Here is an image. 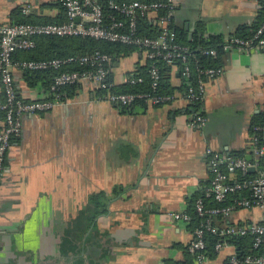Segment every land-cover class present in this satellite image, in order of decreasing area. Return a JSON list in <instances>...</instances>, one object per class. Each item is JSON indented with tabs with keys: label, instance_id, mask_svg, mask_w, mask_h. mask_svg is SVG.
Listing matches in <instances>:
<instances>
[{
	"label": "crops",
	"instance_id": "obj_1",
	"mask_svg": "<svg viewBox=\"0 0 264 264\" xmlns=\"http://www.w3.org/2000/svg\"><path fill=\"white\" fill-rule=\"evenodd\" d=\"M261 1L174 0L173 28L197 51L211 39L236 37L241 26H260ZM21 19L62 23L63 0H0V23ZM146 65L137 49L112 62L115 92L129 91L127 80ZM219 67L222 75L205 84L207 123L200 130L188 126L192 109L178 65L169 66L174 101L167 105L122 110L82 82L52 111L24 116L0 183V264H196L187 252L192 230L170 214L187 213L209 185L206 149L247 150L251 125L264 113V52L223 51ZM12 74L24 101L49 98L45 82ZM262 218L257 209L236 210L212 222L224 228ZM234 252L226 243L206 264H227Z\"/></svg>",
	"mask_w": 264,
	"mask_h": 264
},
{
	"label": "built area",
	"instance_id": "obj_2",
	"mask_svg": "<svg viewBox=\"0 0 264 264\" xmlns=\"http://www.w3.org/2000/svg\"><path fill=\"white\" fill-rule=\"evenodd\" d=\"M65 21L54 24L0 23V84L3 98L0 101V113L4 116V127L0 130V183L5 175V161L11 143L18 140L22 133V118L48 113L61 105V91L82 82H91L102 93L99 100L112 104L119 109L128 110L141 106H162L174 101V95L158 93L160 73L155 61L167 66L178 65L180 77L185 84L184 99L192 109L188 126L200 130L207 123L203 114L205 84L220 77L222 68L201 67L197 60L191 59V49L178 43L173 28L176 10L174 0H132L118 2L106 0L104 8L98 0H63ZM28 11V7L26 9ZM78 19L76 23L75 20ZM145 20L155 30V36L139 34L138 22ZM41 37L67 38L80 37L99 42L133 47L144 53L150 66L147 79L143 76H131L127 80L129 87L142 86L147 82V92H114V84L109 77L112 57L100 51L91 54L76 55L48 60L15 61L17 52H29L36 47L35 39ZM222 51L264 52V21L257 29L250 30L246 37H232L222 43ZM201 54L214 58V48L203 49ZM78 67V70H65ZM43 72L57 71L49 86L51 100L24 101L16 92L13 70ZM254 132L264 136V127H254ZM252 147L251 160L224 155L210 148L206 149L209 185L203 190V198H197L194 212L200 224L192 231V239L187 247L196 264H206V236L215 235L222 241L214 249L219 251L228 237H250L252 250H261L258 255L237 257L235 252L228 258L227 264H264V165L260 167L252 158L264 156V146L258 145L257 138L250 137ZM252 170V171H251ZM251 173V174H250ZM237 174L246 176L243 180L235 178ZM248 192V196L235 199L233 204L222 207H206L204 199L216 204L223 203L229 196ZM257 209L263 218L259 223L216 227L212 219L228 217L236 210ZM174 221L189 224L188 213H171Z\"/></svg>",
	"mask_w": 264,
	"mask_h": 264
},
{
	"label": "trees",
	"instance_id": "obj_3",
	"mask_svg": "<svg viewBox=\"0 0 264 264\" xmlns=\"http://www.w3.org/2000/svg\"><path fill=\"white\" fill-rule=\"evenodd\" d=\"M98 1L104 8H106V0H98ZM117 1L127 2V1H132V0H117ZM139 1H145V0H139ZM260 6H262L261 13L262 15H264V0L260 2ZM17 23H32V22L27 21L26 19H21L20 21H17ZM32 24H35V23H32ZM257 27H259L258 24H254L251 28L246 27V26H241L235 31L234 36L242 37V38L246 37L247 35H249L250 30L257 29ZM138 31H139V34H142L144 36L152 37L156 35L155 30L145 20H140L138 22ZM177 41L178 43L186 45L191 49V54H192L191 59L197 60L201 67H206V68L219 67V60H220V56L223 51L221 48L222 47L221 40H219L218 38L211 39L209 43L210 46L201 44V49L197 51H196L197 48L190 45L189 43L188 44L186 42L181 43L178 38H177ZM35 42H36V47L33 50L29 51V55L25 60H48V59H54V58H66L70 56L85 55V54H91L95 51H100L104 54L111 56L113 59L112 61L114 62L120 57L128 56L130 53H132L135 50V48L133 47L99 42V41H95L92 39L80 38V37H67V38L41 37V38L35 39ZM41 47H46L51 52H46V51L41 52ZM211 48L216 49L217 51L216 57L214 58L205 57L201 54V51L203 49H211ZM17 53H25V52H17ZM149 66H150V62H147V65L144 68L145 69L144 73L139 74L137 76H143L147 79V75H148L147 71H148ZM155 66L158 68L160 76H161L160 82H159L158 93L162 95H173L172 94L173 91L170 87L169 78H168L169 66L163 64L161 61H155ZM78 69H79L78 67H71L65 70H78ZM23 73L28 77L29 81L45 82L46 83L45 86L47 87V90H49V86L52 82V79L58 72L57 71H43V72L23 71ZM72 87L64 88L61 91L62 96L60 97V100H65L68 97L67 91L69 88H72ZM113 91L115 92V90ZM136 91L147 92L148 91L147 82L142 86L131 87L129 91H123V92H117V93H130V92H136ZM101 94L102 93L100 92V95ZM48 99L51 100L52 97L49 96ZM254 127H264V113H261L256 117L255 121L252 123L251 128H250L251 136L254 135L257 138L258 145L264 146V136H261L259 133L254 132L253 131ZM251 149L252 147L249 143V147L247 150L243 152H239V153H232L230 154V156H233L236 158H243V157L245 158L247 156L252 155ZM255 160L258 162L260 167H263L264 156L256 157V158L253 157L252 161H255ZM250 174H247L246 176L237 174L235 178L238 180H243L246 177H249ZM204 189L205 187L202 189L200 194L195 199L190 201V206H189L187 213L191 216V221L189 222L188 226L190 227L192 231L196 227H198L200 224V220L197 218V215L194 212V204L197 198H203ZM242 196H248V192L236 193L234 195H231L221 204H216L215 202L211 200H207V199H204L203 201L206 207H222V206L233 204L235 199H239ZM220 241H222V239L218 238L217 236L207 234L206 250H205V255L207 258H211V256H214L215 254L214 246ZM223 242L233 246L235 249V254L239 258H242L246 255H258L261 253V250H258V251L252 250V239L250 237H228L224 239Z\"/></svg>",
	"mask_w": 264,
	"mask_h": 264
},
{
	"label": "water",
	"instance_id": "obj_4",
	"mask_svg": "<svg viewBox=\"0 0 264 264\" xmlns=\"http://www.w3.org/2000/svg\"><path fill=\"white\" fill-rule=\"evenodd\" d=\"M75 22L77 23V22H78V19H76ZM246 159H247L248 161H250V160H251V157H250V156H247ZM251 171H252V170H251Z\"/></svg>",
	"mask_w": 264,
	"mask_h": 264
}]
</instances>
